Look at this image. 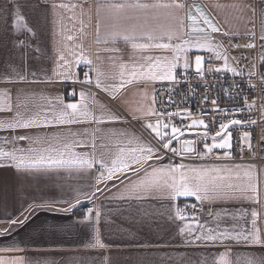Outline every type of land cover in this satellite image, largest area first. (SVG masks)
<instances>
[{"label": "crops", "instance_id": "crops-1", "mask_svg": "<svg viewBox=\"0 0 264 264\" xmlns=\"http://www.w3.org/2000/svg\"><path fill=\"white\" fill-rule=\"evenodd\" d=\"M117 2L163 5L172 0H20L19 9L13 0H0V102L6 105L2 90L7 88L12 89L14 108L26 113V117L37 114L41 117L52 116L67 103L75 102L86 106L91 116L103 120L97 124L82 116V122L75 124L54 123L47 127L0 129V150L24 149L25 152H17V155L43 154L68 160L72 158L71 153L64 149V145L75 142L71 152L81 158L103 159L111 167V160L116 158L121 147L128 149L151 145L155 149L146 135L156 138L151 130L144 127L146 123H153V116L145 117L143 111L148 108L154 84L159 81L145 83L134 80L119 91L111 89L121 82L120 64L131 66L133 63H145L146 57L171 59L176 54L161 49H133L130 43L119 37L113 40L111 26L117 23L114 19L117 14L107 5ZM179 2L186 6L199 3L218 25L219 31L211 32L207 37H191L185 27L184 39L207 38L212 42V50L185 45L189 50L178 54L180 60L176 71H195L196 55H201L204 60L211 58L215 68H223L224 59H215L217 52L227 57L229 68L236 69L232 48L236 39L249 36L247 33L256 37L261 56L264 0ZM9 5L12 6L11 12ZM187 12L186 7L180 13L185 17V25L188 24ZM173 14V10L163 7L127 9L119 14L124 18L119 25H135L160 34L174 26ZM16 15L23 17L18 24L13 23ZM68 36L73 39L68 40ZM162 42H168L167 38L164 37ZM173 42L179 43L176 40ZM81 53L91 61L90 64L84 61L76 63ZM61 55L71 64L67 70L62 67L64 61L59 60ZM185 59L190 62L187 69L183 67ZM87 65L93 66L94 89L71 87L72 82L82 80L81 68ZM220 72L232 74L228 70ZM17 73L36 82L4 83L6 79L16 80ZM31 73H35V76ZM97 79L100 81L99 88L96 86ZM105 88L109 91H105ZM70 89L75 93L72 98L67 96ZM15 114V111H0V121L10 120ZM109 116H119L120 119L109 120ZM134 116L137 119H133ZM184 134L198 137L189 132ZM19 136L29 139L13 140ZM208 140L211 144V139ZM191 141L194 142V151L184 153L192 160L183 163L186 168H220V175H227L223 169H230L227 182L233 185H247L249 178L244 176V172L251 169V182L256 185L258 195L256 200L217 198L202 201L204 208L197 216L199 223L210 228L219 225L220 229L231 228L234 224L251 228V212L255 210L258 213L256 227L264 231V151L261 150L264 145L260 148L263 159L260 164L213 163L207 158L223 149L207 153L203 148L206 141L202 137ZM174 143L180 149V143ZM30 148L32 152L27 151ZM60 151H65L63 157L59 156ZM156 154L160 156L157 151ZM142 164L132 167L141 168ZM170 164L180 163H169L163 159L156 163L149 162V167L136 175H122L120 179L114 176L112 180H101L98 184L97 178L101 173L105 177L108 174L107 169L99 164H93L91 169L69 164L17 168L10 161L0 158V264H220L221 253H227L228 264H246L249 258L264 257V247L258 245L188 243V230L181 233L180 229L186 224L192 225L193 235L199 229L190 219H178L177 210L187 216L186 203L196 200L195 197L176 196L172 199L168 190L154 189L138 193L127 190L131 182L145 176V171ZM97 187L105 190L93 196ZM89 196H92L91 200ZM25 217L28 219L23 225H13L10 234H3L9 229L11 220H23ZM97 240L100 241L99 245L96 244Z\"/></svg>", "mask_w": 264, "mask_h": 264}, {"label": "snow or ice", "instance_id": "snow-or-ice-1", "mask_svg": "<svg viewBox=\"0 0 264 264\" xmlns=\"http://www.w3.org/2000/svg\"><path fill=\"white\" fill-rule=\"evenodd\" d=\"M13 3L16 5L17 9L21 7L20 0H13ZM11 5H9V11L11 12ZM60 7H67V5H60ZM107 7L113 10L117 15L115 16V20L117 23H114L111 26V38L115 40L117 37L122 39L125 42L131 44L133 49L145 50V49H161V50H169L173 52V58L168 57H146L145 63L135 64L133 63L131 66L126 64L119 65V76L121 78V82L118 85L112 86V91H119V89L123 88L126 83H132L134 80H142L145 83L148 82H175L177 80L176 69L178 67V63L180 60V56L178 55L180 52H187L189 50L188 45L191 48L204 49L206 48L208 51L212 50V42L209 39L205 40H188L184 39V29L187 27L189 29V34L191 31H199L208 36V30L211 32H218L219 27L217 24L213 22V20L203 11L197 7V11L200 12V15L203 18V24L206 28H200L197 25L196 16H194L190 11L186 13V19L188 24L185 25V17L181 15V12H184L186 7L191 8L190 5L186 6L184 3L179 2V0H172L171 3L168 4H149V3H135V4H127V3H111L108 4ZM165 8L173 10L172 20L175 22L174 26H170L167 29L163 30L160 34H157L155 30L147 29V28H137L135 25H131L128 27H121L119 25V21L124 19L119 14L127 9H156V8ZM99 11V8H98ZM23 20V17L20 15L15 16L14 24H18ZM30 31V29H29ZM100 24L97 23V43L100 42ZM227 35V34H225ZM250 37L251 33H247ZM164 37L167 38L168 42H162ZM68 40H72V36L67 37ZM261 62L264 63V35L261 36ZM146 41V42H138V41ZM179 41V43H174L173 41ZM244 47H254V44L249 43L244 45ZM115 50V49H112ZM224 59L223 68H215L214 70L217 72L228 70L231 71L234 75H241L242 72H238L234 68H229L228 60L226 56L222 57V54L217 52L215 55V59L219 60ZM59 60L64 61L62 67L66 70L71 67V64L68 60H65L64 56L61 55ZM80 61H84L85 63L90 64L91 61L81 53L76 58V63L79 64ZM204 62V58L201 55H196L194 59L195 64V72L200 77L205 75V70L202 65ZM183 67L185 69L190 67V62L185 59ZM207 71H213L212 68L207 69ZM31 75L35 76V73H31ZM85 75V83L91 84L92 81L89 79L88 72L84 73ZM251 75V74H250ZM17 79L11 80L6 79L4 81L5 84H16V83H35L36 81H29L26 75L17 73ZM127 77V79H125ZM67 78V77H66ZM96 86L100 87V81L97 79ZM105 91H109V89L105 88ZM4 99L7 101L6 105L3 102H0V111L6 112H14L15 115L10 120L0 121V129H16V128H31L38 127L43 125L47 127L51 124H75L82 122L80 117H87L90 122H95L97 124L102 123L103 120L98 117L91 116L87 111L86 106L81 105L80 103H67L63 106V108L56 114L52 116H43L41 117L39 114L35 116L26 117V113L16 111L11 100V91L12 89H3ZM18 91V90H17ZM156 90L153 89V95L151 97L150 104L148 108L143 111V115L145 117L155 116L156 123H146L144 127L146 129L151 130V133L154 134L158 143H162V147L167 152L173 153V155L179 156L181 152L191 153L194 151V142L190 140H180V136L184 134L182 132L181 127H177L175 124L164 123L165 120H172L175 117H181L182 119H191L190 124L183 125L184 131L188 129L195 128H204L205 131L200 133L197 132L195 135L198 137H202L205 141L211 139L212 143L209 144L205 142L203 144L204 150L207 153L213 152L214 149H223L224 157H229L231 152L229 151L232 147V136L233 133L231 129L234 126L244 127L245 124L242 123L239 119H229L227 122L219 123L218 130L211 137L208 136L207 129L210 127V121L212 118H191V114L187 109L181 111H168L167 108H157L158 104H171L173 101L171 96L160 97L155 94ZM74 92H70L69 96H74ZM81 97H84V93H81ZM145 99H147V94L145 93ZM207 102L205 98V103ZM213 108L210 111L219 112L220 108L216 105V101L212 100ZM244 107L251 108L252 104L247 103V98H245ZM209 109L201 108L200 111H207ZM237 111L240 109L237 108ZM109 120H118L119 116H109ZM133 119H137V117H133ZM252 125L255 124V121L251 122ZM170 128V132H169ZM7 139V138H6ZM29 139L25 136L14 137L13 140H25ZM174 141H178L181 145L180 149L172 147ZM241 144H246L249 150H254L252 141V134L248 131H244L240 137ZM262 145H264V137H262L261 141ZM75 146V142L70 144H65L64 149L71 153V159L65 160L54 159L51 155L45 156L43 154L35 155V156H25V155H17V152H25L24 149H14L12 151H3L0 150V158L8 160L11 162L12 166L17 168L27 167V168H38L42 166H52V165H74L79 167H87L91 169L93 164H99L101 167L107 169V176L105 177L103 173L101 176L97 178V183L99 184L101 180H112L115 176L117 179H120L122 175H136L139 171L145 170L149 167V162L156 163L162 159L161 156L156 154V149H154L151 145L141 146L139 148L131 147L125 149L121 147L118 150V154L116 158L111 160V167L108 166V163L103 159H88L81 158L76 153L71 152L72 147ZM264 151V147L261 149ZM28 152H32L33 149H28ZM59 156L63 157L65 155V151H60ZM198 155L202 156L203 153H199ZM219 159V157H217ZM143 162L141 168H134L132 165L140 164ZM239 165L236 166L239 169ZM220 168H212V169H195V168H186L183 163L180 164H170L168 166L161 167H152L151 171H145V176L140 178L135 182H131L128 191L133 193L138 192H148L151 190H168V194L172 199H175L176 196H191L195 197L196 201H205L208 199H232V198H245V199H258L257 195V187L255 184L251 182L252 171L251 169L244 172V176L249 178V182L247 185H233L232 183H228V179L231 175L230 169H223L227 175H220ZM209 173H215V175H209ZM107 185H105L106 189ZM105 189H101L97 187L93 196L96 193H100ZM137 198H141L137 196ZM89 200L92 199V196L88 197ZM79 203V201H78ZM72 207H75L73 205ZM196 206L193 205V208ZM90 211V210H89ZM99 216V213H97ZM257 211L253 210L251 212V228H247L243 225L234 224L231 228H223L220 229L219 225L216 228L207 227L205 224L199 223V218L196 216L187 217L182 215L179 210H177V218L180 220L190 219L195 223L196 228L199 229L193 235L194 228L192 225L186 224L185 227L181 228V233H184L185 230H188V234L190 239L187 240L188 243H197V242H205V243H225V242H235V243H243L246 245H258L264 247V231L260 228L256 227L257 222ZM28 217H25L23 220H11L9 222V229L5 230L3 234H10V230L13 225L20 226L25 223ZM97 245L100 244V241L97 240ZM95 246V245H93ZM103 246V245H100ZM227 253H221L219 256L220 264H228L226 260ZM246 264H264V257L259 259L249 258L246 261Z\"/></svg>", "mask_w": 264, "mask_h": 264}, {"label": "built area", "instance_id": "built-area-1", "mask_svg": "<svg viewBox=\"0 0 264 264\" xmlns=\"http://www.w3.org/2000/svg\"><path fill=\"white\" fill-rule=\"evenodd\" d=\"M249 43L254 44V47H244ZM236 58V70L242 72L241 75H234L233 73H224L215 71L214 62L211 58H206L203 62V69L205 75L200 77L195 71L177 70V80L175 82H157L154 84L155 94L160 97L171 96V104H158L157 108H167L168 111H181L187 109L191 118H212L210 127L207 129L208 136L211 137L218 130V124L227 122L229 119H239L245 124L244 127L239 125L234 126L231 131L232 147L229 150L231 155L224 157L225 150H217L207 158V161L213 163H255L260 164L263 159L260 154L262 146V137H264V68L261 62V56L255 36H241L236 39L232 48ZM212 68L213 71H207ZM82 80L72 82L71 87H84L87 89H94L92 83H85V72H88L89 79L92 81L93 66H82ZM251 74V75H250ZM70 92H74L70 89ZM205 98L207 102L205 103ZM245 98L247 103L252 104L253 107L247 108L245 105ZM212 100L216 101L219 106V112L210 111L214 106ZM201 108L209 109L207 111H200ZM240 110L237 111L236 109ZM153 123H156V117L153 116ZM255 121L252 125L251 122ZM191 119H182L175 117L172 120H165L164 123L175 124L182 128V132L197 133L204 132V128L188 129L184 131L183 125L190 124ZM244 131L252 134V145L254 150H249L246 144H241L240 137ZM170 132V128H169ZM151 144L155 147L163 160L169 163H188L192 160L181 152L179 156L173 155L163 149L162 143H158L157 139H153L146 135ZM209 140L206 142L208 143ZM172 147L177 148L173 142ZM219 157V159L217 158ZM193 205L196 207L193 208ZM187 217L198 216L203 210L204 204L191 200L186 203Z\"/></svg>", "mask_w": 264, "mask_h": 264}, {"label": "water", "instance_id": "water-1", "mask_svg": "<svg viewBox=\"0 0 264 264\" xmlns=\"http://www.w3.org/2000/svg\"><path fill=\"white\" fill-rule=\"evenodd\" d=\"M190 6H191V8H188V11H190L194 16H196L197 25L200 28H206V26L203 24V18L200 15V12L197 11V7H199L200 10L203 11L204 14H206V15H208V14L204 11V9L202 8V6L199 3H192V4H190ZM210 33H211V30H208V36L210 35ZM188 35L191 37L205 36L203 33L199 32V31H191L189 34V29H188ZM195 129H197V128H195ZM183 153H185V152H183ZM191 153H193V151ZM191 153H186V154H191Z\"/></svg>", "mask_w": 264, "mask_h": 264}, {"label": "rangeland", "instance_id": "rangeland-1", "mask_svg": "<svg viewBox=\"0 0 264 264\" xmlns=\"http://www.w3.org/2000/svg\"><path fill=\"white\" fill-rule=\"evenodd\" d=\"M198 137H194L192 135H188V134H183L182 136H180V140H185V139H191V140H194L196 141ZM197 144V143H196Z\"/></svg>", "mask_w": 264, "mask_h": 264}]
</instances>
